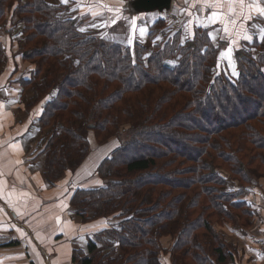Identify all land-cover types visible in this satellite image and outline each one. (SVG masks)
<instances>
[{"label":"trees","instance_id":"1","mask_svg":"<svg viewBox=\"0 0 264 264\" xmlns=\"http://www.w3.org/2000/svg\"><path fill=\"white\" fill-rule=\"evenodd\" d=\"M68 9L0 0V70L2 34L22 25L15 65L33 77L25 88L44 75L29 106L43 107L42 129L53 127L42 152L51 186L91 154V132L99 147L118 140L98 165L97 186L70 188L84 224L102 222L73 261L225 264L216 227L252 224L249 196L264 178V38L253 42L256 57L237 52L233 78L207 29L185 43L164 35L152 45L166 25L159 19L149 44L123 45L83 29Z\"/></svg>","mask_w":264,"mask_h":264},{"label":"crops","instance_id":"2","mask_svg":"<svg viewBox=\"0 0 264 264\" xmlns=\"http://www.w3.org/2000/svg\"><path fill=\"white\" fill-rule=\"evenodd\" d=\"M56 1L60 2V0ZM132 1L134 0L128 1L129 4ZM128 2L125 3V0L115 2L114 0L113 13H123L125 14L123 18L128 19L126 14ZM209 5H214V7ZM98 7H102V5ZM175 9L173 28L182 27L185 21L192 28L195 26L212 27L216 30L219 27L223 28L222 39L225 41L227 53L225 58L221 57V63L224 65L225 63L229 64L232 59L236 60L238 50L242 48L249 50L254 40L259 39L260 32L264 31V14L259 11L264 9V0H179ZM96 11L99 15L102 9L99 8ZM213 13L216 15L213 16ZM161 16L159 15V17ZM154 18L157 17L154 16ZM135 19L132 18V21H135L136 26L137 20ZM218 30L221 31V29ZM245 37H250V39ZM15 40L12 41V46ZM3 42L6 46V54L2 70L5 71L9 58L7 47L11 42L6 36L3 37ZM10 60L16 66L14 53ZM19 63L21 62L19 61ZM20 70L25 71L23 67L18 71ZM29 75L25 72L23 74L25 78ZM9 79L14 78L10 77ZM9 79L2 83L4 86L1 84L0 87L1 120L12 114L9 113L10 110L14 111L20 108L18 107L19 101L12 100L20 90L17 91L18 87L15 86L16 88L13 89L15 92L17 91L15 95L8 92L10 90ZM22 91H24L23 88ZM23 121L25 120L22 115L19 119L12 118L9 123L23 126ZM7 127L9 132V125ZM4 138L7 139L6 144H0V182L9 183L8 179H4L2 175V173H6V164L2 160L6 161L9 155L12 160L20 158L19 163L14 161L17 162L13 167L15 173L34 174L35 171L39 172L41 169L44 171V160L41 158L44 149L40 150L41 146H38L40 141L37 135L30 134L24 137V134L19 132L11 136L8 133L5 136L0 134V140ZM31 141H35V145L32 146ZM90 142L93 151V145L97 144L96 139L90 138ZM10 146L18 152L10 151ZM27 150L30 151L27 152ZM39 156L42 162L41 159H38ZM85 181L75 180L73 185L88 184L84 183ZM64 184L63 187L67 185V183ZM28 186L30 187V185ZM16 187L18 190L13 192L18 196L17 191L23 188L18 184ZM52 188L54 189L55 186ZM9 189V186L5 184L0 186V264H76L73 261L75 250L88 253V241L95 228L89 229L82 225V218L70 204V194L66 200L51 199L46 196L53 190L50 189L47 193H39L31 200L24 201L25 203H18L10 198L11 191ZM249 197V205L254 212L250 226L243 227L236 223L219 226V230L225 234L227 243L228 258L225 264H264V179L258 186L252 188ZM17 204L18 206H15ZM11 242H16V244L10 245Z\"/></svg>","mask_w":264,"mask_h":264},{"label":"rangeland","instance_id":"3","mask_svg":"<svg viewBox=\"0 0 264 264\" xmlns=\"http://www.w3.org/2000/svg\"><path fill=\"white\" fill-rule=\"evenodd\" d=\"M56 1V0H55ZM130 0H125V3H127ZM62 4H65L67 7H69L67 11V15L70 17H76L79 21V23L82 25L83 29L86 30H93V31H98L102 34V36L113 42H120L123 45H130L133 44L134 42L140 43L142 45H147L150 43V30L152 26L155 24V22L159 19H164L166 21V25L164 29H162L163 35L158 36L156 39L154 38V41L151 43L154 45L156 42H158L159 39L163 38L164 35L167 37H173L180 35L181 36V41L182 43L191 41L194 39L196 35V30L197 29H207L208 30V35L209 39L212 43V45L221 46L220 49V59L221 57L225 58L226 55L222 56L221 53H226V48H225V41L222 39V32L223 28H218L220 30H216V28L212 27H196L192 28L189 23L187 24V21L182 24V27H177L173 28L172 27V22L174 20V15H175V8H176V3L178 4L179 0H174L173 1V6L171 9H165L163 11L159 9H154V10H149V11H136L134 10L133 6L131 5V2L127 4L126 6V14L128 19H124L123 16L125 14H115L113 13V3L114 0H60ZM59 2V3H60ZM115 2H118V0H115ZM99 5H102V7H98ZM101 8L102 11L98 15L97 9ZM111 9V11H110ZM96 11V12H95ZM169 11V12H168ZM168 12V13H167ZM178 14V13H177ZM159 15H162L159 17ZM157 17V18H154ZM132 18H136L137 20V25L135 26L134 22L132 21ZM113 20H115V23H113ZM8 30H12L11 33L8 35L7 33H3V37H9V40H15L14 45H8L7 51H8V61H7V69L2 72L0 70V87L1 84L4 83L7 79L10 77H13L14 79H9L8 80V85L10 87V90L8 92H11L12 94H16L18 90V94L12 98V100H17L19 101L18 107H20L18 110H10L12 113L9 117L3 118L2 120L0 119V134L6 135L7 133L11 135H16L17 132L20 134H24V137H27L30 134L37 135V138H39V144L38 146H41V149H44L47 141L49 140L50 133L53 130V127H47L45 129H42L39 123V118L41 115V112L43 110V107H30L29 104L31 103V98L34 95V90L36 89V85L38 86L42 82L43 76L39 78V80L35 81L33 84L28 85L26 88L23 86L24 80H29L30 78H33L32 75L27 76L26 78L23 76L24 72L29 73L27 71H18V68L16 69V66L12 64V61L10 60L13 53H17L23 44L25 40V36L22 33V25L16 26L15 29H13L12 25L8 24L7 26ZM141 30H143V33H141ZM166 38V37H164ZM264 38V31L260 32V37L259 41H262ZM10 44V43H9ZM13 47V48H11ZM11 49V50H10ZM249 52L253 57H256L261 50L251 45V48L249 50L242 48ZM241 50V49H240ZM238 50V51H240ZM236 54V52H235ZM237 55V54H236ZM10 60V61H9ZM236 60L232 59L228 63H225L224 68L226 69V72L230 77L237 76L239 73V70L236 65ZM21 62V61H20ZM21 63H19L20 65ZM22 65V64H21ZM4 66V64H3ZM26 66V65H24ZM222 66V67H223ZM18 71V72H17ZM15 83V84H13ZM2 86H4L2 84ZM18 87L16 92L13 90L14 87ZM15 87V88H16ZM21 87V88H19ZM22 88L24 91H22ZM24 116L23 121V126L20 124H13L9 123L12 118L19 119L20 116ZM9 123V124H8ZM9 125V132L7 131ZM13 126V128H12ZM89 138H95V133L91 132ZM6 138L3 140H0V144H6ZM35 141H31L32 146L35 145ZM117 143L118 140L114 138L111 140L109 143L103 145L102 147L96 145H93V151L91 154L88 156V158L80 165L78 169H76L74 172L69 173L62 179L57 185H55V188L53 189L52 187L54 186H49L50 184L46 180V174H45V166H46V156L43 154L41 158L44 160V171L43 169L38 171H35L34 174H30L29 172L26 174L21 173H15L13 167L16 165L17 162L14 161H20V158L17 157L16 160H12V158L8 157V159L5 161L4 159L2 160L3 163L6 164V173H2L4 179H8L9 183L6 181L0 182V186L2 185H7L9 186L10 192V198L14 202L18 203H23L24 201L31 200L32 197H36L39 195V193H47L50 189L51 192L46 194V196H49L51 199H64L68 198V194L70 192L71 186H73V183L75 180H86L84 183H90L89 187H96L97 184V169L98 165L103 161L105 157H108L111 155L112 151L117 148ZM14 144V143H13ZM30 144V145H31ZM29 145V146H30ZM16 147V145L14 144ZM37 146V147H38ZM15 151L18 152V150L12 149L10 146V151ZM30 150H27V152ZM37 155L36 153H34ZM34 155V156H35ZM28 156V153L26 155V158ZM39 156V160L41 159ZM41 159V162H42ZM26 163V162H24ZM22 163V164H24ZM38 170V169H37ZM96 176V177H95ZM264 179V178H263ZM262 179V180H263ZM41 182V185H40ZM20 185L23 189L18 192V196L14 194V190L16 189V184ZM64 183H67L66 186ZM30 185V187L28 186ZM81 184H77L79 186ZM45 197V196H44ZM70 198V197H69ZM35 199V198H33ZM24 202V203H25ZM250 199L248 200V206L253 210V208L249 205ZM15 206H18L15 205ZM76 212V211H75ZM82 221V220H81ZM116 222L113 221V224ZM102 222L96 221V222H87V224L82 221V225L84 227H87L89 229L95 228L93 230L96 231L98 228H100ZM219 233H221L223 236H225L222 231L219 230V225L216 227ZM92 232V233H93ZM93 235V234H92ZM92 235L90 237H92ZM90 239V238H89ZM104 240H112L109 239L108 236L105 237ZM231 244L230 242H228ZM101 248L106 249L103 247V244H101ZM104 251V250H103ZM105 252V251H104Z\"/></svg>","mask_w":264,"mask_h":264},{"label":"water","instance_id":"4","mask_svg":"<svg viewBox=\"0 0 264 264\" xmlns=\"http://www.w3.org/2000/svg\"><path fill=\"white\" fill-rule=\"evenodd\" d=\"M174 0H134L131 5L136 11L171 9ZM241 54V52H240Z\"/></svg>","mask_w":264,"mask_h":264},{"label":"snow or ice","instance_id":"5","mask_svg":"<svg viewBox=\"0 0 264 264\" xmlns=\"http://www.w3.org/2000/svg\"><path fill=\"white\" fill-rule=\"evenodd\" d=\"M210 7H214V5H209ZM111 11V9H110ZM117 11H119V9H117ZM261 12V14H264V9H260L259 10ZM216 14L213 13V16H215ZM113 23H115V20H113ZM83 30V29H82ZM225 31H227V29L225 28ZM141 33H143V30H141ZM246 39H250V37H245ZM222 56L227 55V53H221Z\"/></svg>","mask_w":264,"mask_h":264},{"label":"built area","instance_id":"6","mask_svg":"<svg viewBox=\"0 0 264 264\" xmlns=\"http://www.w3.org/2000/svg\"><path fill=\"white\" fill-rule=\"evenodd\" d=\"M263 248H264V243H263Z\"/></svg>","mask_w":264,"mask_h":264}]
</instances>
